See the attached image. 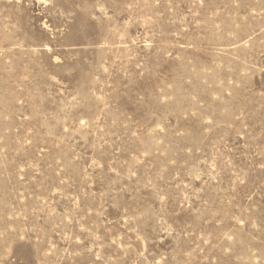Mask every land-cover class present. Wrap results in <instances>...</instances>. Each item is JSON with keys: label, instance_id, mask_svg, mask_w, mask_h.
Returning a JSON list of instances; mask_svg holds the SVG:
<instances>
[{"label": "rangeland", "instance_id": "374dc122", "mask_svg": "<svg viewBox=\"0 0 264 264\" xmlns=\"http://www.w3.org/2000/svg\"><path fill=\"white\" fill-rule=\"evenodd\" d=\"M0 264H264V0H0Z\"/></svg>", "mask_w": 264, "mask_h": 264}]
</instances>
